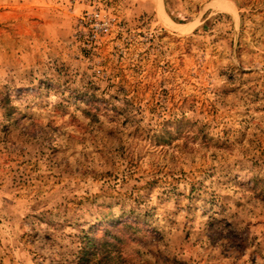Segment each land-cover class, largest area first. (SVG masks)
<instances>
[{
  "label": "rangeland",
  "instance_id": "obj_1",
  "mask_svg": "<svg viewBox=\"0 0 264 264\" xmlns=\"http://www.w3.org/2000/svg\"><path fill=\"white\" fill-rule=\"evenodd\" d=\"M97 247L264 264V0H0V264Z\"/></svg>",
  "mask_w": 264,
  "mask_h": 264
},
{
  "label": "trees",
  "instance_id": "obj_2",
  "mask_svg": "<svg viewBox=\"0 0 264 264\" xmlns=\"http://www.w3.org/2000/svg\"><path fill=\"white\" fill-rule=\"evenodd\" d=\"M106 250V249H104ZM101 248H96L89 250L84 248L81 251L80 263L81 264H106L110 259H112V250L104 252Z\"/></svg>",
  "mask_w": 264,
  "mask_h": 264
},
{
  "label": "built area",
  "instance_id": "obj_3",
  "mask_svg": "<svg viewBox=\"0 0 264 264\" xmlns=\"http://www.w3.org/2000/svg\"><path fill=\"white\" fill-rule=\"evenodd\" d=\"M107 30V29H106Z\"/></svg>",
  "mask_w": 264,
  "mask_h": 264
}]
</instances>
